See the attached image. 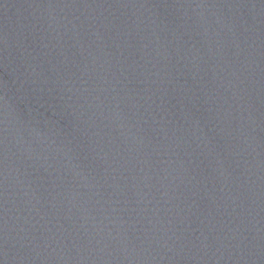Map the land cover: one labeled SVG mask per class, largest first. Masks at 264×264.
<instances>
[{
	"label": "water",
	"instance_id": "obj_1",
	"mask_svg": "<svg viewBox=\"0 0 264 264\" xmlns=\"http://www.w3.org/2000/svg\"><path fill=\"white\" fill-rule=\"evenodd\" d=\"M41 2L165 185L239 264H264V0Z\"/></svg>",
	"mask_w": 264,
	"mask_h": 264
}]
</instances>
